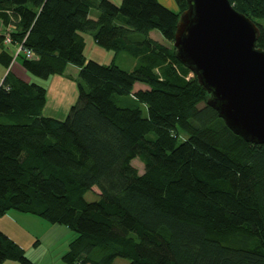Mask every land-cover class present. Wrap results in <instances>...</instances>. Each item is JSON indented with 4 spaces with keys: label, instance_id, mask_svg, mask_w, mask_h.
<instances>
[{
    "label": "trees",
    "instance_id": "trees-1",
    "mask_svg": "<svg viewBox=\"0 0 264 264\" xmlns=\"http://www.w3.org/2000/svg\"><path fill=\"white\" fill-rule=\"evenodd\" d=\"M229 1L259 28L264 50V0ZM174 2L177 12L158 0H0L1 34L13 24V43L35 54L16 56L34 81L7 72L0 84V217L17 211L75 232L66 264H264V145L229 130L175 58L187 3ZM84 33L134 68L86 59ZM11 59L1 52L5 68ZM68 65L79 69L76 101L63 120L45 117L41 82ZM136 83L147 89L134 92ZM127 96L147 117L116 104ZM93 187L98 199L87 202ZM7 260L35 264L0 231Z\"/></svg>",
    "mask_w": 264,
    "mask_h": 264
},
{
    "label": "water",
    "instance_id": "water-1",
    "mask_svg": "<svg viewBox=\"0 0 264 264\" xmlns=\"http://www.w3.org/2000/svg\"><path fill=\"white\" fill-rule=\"evenodd\" d=\"M175 58L209 95L206 104L248 143L264 145V50L259 28L229 0H186Z\"/></svg>",
    "mask_w": 264,
    "mask_h": 264
},
{
    "label": "rangeland",
    "instance_id": "rangeland-1",
    "mask_svg": "<svg viewBox=\"0 0 264 264\" xmlns=\"http://www.w3.org/2000/svg\"><path fill=\"white\" fill-rule=\"evenodd\" d=\"M160 1H162L163 3L166 4V1L165 2H164V0H160ZM173 2H174V0H173ZM116 5H118V4H116ZM169 5H171V6H167V8L169 10H171L173 12H177L179 10L178 6L177 7L174 6L175 2L173 4L171 3ZM93 12L95 13V10H93ZM258 23L264 27V20H260V21H258ZM83 35L85 37V42H86V47L84 50V56L86 59H89V60L91 59V60H94L100 64H105V65L110 64L111 62L114 61V63L118 67H120L121 69L128 71V72L134 68V66L136 64V60L133 57H131L125 53H120L118 55H115V53L113 51L106 50V49L96 45L94 40H93L92 34L84 33ZM153 38L155 40H159L162 44H164V46L170 47V43L167 40H165L159 32L156 31V33H153ZM6 49H8L9 52L13 51L10 46H7ZM0 50H1V48H0ZM20 58L21 57H18L15 59V57H14L12 62L13 63L15 62L14 63L15 65L17 64L20 66ZM15 65L12 67L14 68ZM5 71H6V69H4V68L1 69V67H0V83L2 81V78L5 75ZM65 73L68 77L72 76L75 79L78 78L77 77L78 76L77 67H75L74 65H68L66 67ZM47 84H48V82L45 83V86ZM142 88H146L145 85L140 84V83H136L134 85L133 90L134 91H136L137 89L142 90ZM63 92H65V89L63 90ZM53 99H54V97L49 98V103H48V107H47L48 109L53 107V105L55 104ZM115 101H116V104L118 106L127 107V108H139L144 117H147V115H148L147 114V108L143 104L135 101L133 99V97H131V96L118 97L115 99ZM46 113L51 114L52 112L50 110H47ZM44 115H46V114H44ZM148 139L153 140L154 135H152V134L149 135ZM131 164L137 169L139 174H142L144 172V165L140 162V160L134 159L131 162ZM98 194H99V189L97 187H93L92 191H89L84 195V199L87 202L96 201L98 199ZM11 212H14L17 214H24V213H19L17 211H11ZM31 216H33V215H31ZM38 219L41 220L42 222L46 223V224H49L39 217H38ZM50 225H53V224H50ZM45 226L46 225H43V226L38 225V226H35L34 228H28L27 231H28L29 237L23 238V237L18 236V240L24 245V247H26L27 251H29L30 248H32L34 245H37V244H35L36 241H38L37 243H39V241H40L41 249H40L39 254L41 253V256L36 262H34L35 264H66L62 261V256L67 252L69 242L72 241L76 237L75 232L70 231L71 232L70 234H66L64 236H61L56 241L51 242L49 240V237L46 236L48 229L45 228ZM32 238H33V240L31 242ZM23 250L26 251L25 249H23ZM128 263H129V261L127 259H122V258H117L114 261V264H128Z\"/></svg>",
    "mask_w": 264,
    "mask_h": 264
},
{
    "label": "crops",
    "instance_id": "crops-1",
    "mask_svg": "<svg viewBox=\"0 0 264 264\" xmlns=\"http://www.w3.org/2000/svg\"><path fill=\"white\" fill-rule=\"evenodd\" d=\"M110 1L115 3V4L121 3V0H110ZM158 1L162 5H164L165 7L171 6L169 4L174 3L173 0H164V2L166 1V4L160 0H158ZM174 6L177 7L176 3ZM96 16H97V12L95 11V13H94L93 10H90L89 17L91 19H96ZM2 24L3 23L0 20V34H1V29H3ZM153 33H156V31H151L149 33V36L151 39L155 40L153 38ZM82 36L84 37L83 34H82ZM84 41H85V37H84ZM155 41L162 44L159 40H155ZM162 45H164V44H162ZM7 46H10L13 51L9 52V50L6 49ZM85 47H86V42H85ZM15 49H16V46L14 44L13 45H5L3 43V49L1 48L0 54H1V52H5L9 56H11L12 59L10 61V65L8 68H5L4 63L2 61H0L1 69L2 68L6 69L5 75L7 74V72H11L13 75H15L17 78H19L20 80H22L24 82L34 81L25 72V70L22 68L21 63L19 66L17 64L15 65L14 64L15 62L14 63L12 62L13 58L15 57L14 53H16ZM15 59H16V57H15ZM13 64L15 65L14 68L12 67V66H14ZM77 71H79L78 68H77ZM5 75H4V77H5ZM3 78H2V80H3ZM76 81H77V79H75L72 76L68 77L66 75V73H64L61 76H52V77L48 78L47 80H45L44 82H41L43 85H45V83L48 82V84L45 86V88H46V104H45L43 111H42L43 116L51 117V118H55V119H59V120H63L66 117L70 107L75 103L76 98H77V85H76L77 82ZM64 89H65V92H63ZM146 89H147V87L142 88V90H146ZM138 90H140V89H137L136 91H138ZM136 91H134V92H136ZM53 97H54L53 101L55 104L53 105V107L48 109L47 107H48V103H49V98H53ZM47 110H50L52 113L47 114L46 113ZM44 114H46V115H44ZM38 220L39 219L36 216H31L29 214H17V213L9 211L0 217V231L3 232L5 235H7L10 239H12L21 248H23L25 250H26V247H24V245L18 240V236L23 237V238L29 237L28 231H27L28 228H34L35 226H38V225H41V226L46 225L45 228L48 229L46 236L49 237V240L51 242L56 241L59 237L64 236L66 234H70L72 232L71 230H69L65 226L57 225V224L50 225V224H46V223L42 222L41 220H39V221ZM32 240H33V238L31 239V242H32ZM40 249H41V244L39 241V243H37V245H34L32 248H30L29 251L26 250L27 252L26 251H24V252H26L25 253L26 256L32 262H36L41 256V253L39 254ZM1 264H18V263L16 261H13V260H7Z\"/></svg>",
    "mask_w": 264,
    "mask_h": 264
},
{
    "label": "built area",
    "instance_id": "built-area-1",
    "mask_svg": "<svg viewBox=\"0 0 264 264\" xmlns=\"http://www.w3.org/2000/svg\"><path fill=\"white\" fill-rule=\"evenodd\" d=\"M14 26L13 24H10L6 29L5 31L3 32V43L5 45H13V40H12V35H11V32L12 30H14ZM16 46V49H15V57L17 55H19L20 53L24 54V56L27 58V59H34L35 58V54L33 53V51L31 50H28V49H23L22 48V45L21 44H14Z\"/></svg>",
    "mask_w": 264,
    "mask_h": 264
}]
</instances>
